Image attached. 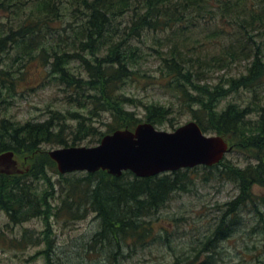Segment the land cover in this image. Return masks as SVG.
<instances>
[{
	"label": "trees",
	"instance_id": "16d2710c",
	"mask_svg": "<svg viewBox=\"0 0 264 264\" xmlns=\"http://www.w3.org/2000/svg\"><path fill=\"white\" fill-rule=\"evenodd\" d=\"M115 1L0 0V105L7 102L4 93H16L18 88L25 86L31 67L38 65L64 89L68 103H83L81 106H88L92 117L108 113L110 119L107 129L99 132L91 124L89 127L86 114L73 112L56 113L41 122L19 123L0 117V154L14 151L18 157L26 158L29 165L24 175H0V208L17 223L53 212L47 198L51 194L46 195L44 189L48 185L46 170L54 162L47 153L39 152L43 143L74 146L83 139L82 129L83 134L99 135L95 143L117 129L132 130L142 119L130 107L139 105L145 108L144 121L154 125L168 121L170 108L152 102L142 104L139 98L121 92L132 82L149 83L160 79V87L181 97L179 99L203 132L221 135L234 150L252 156V162L245 167H238L226 159L213 167H202L238 189L236 197L226 203L224 213L234 212L236 205L246 203L256 205L253 210H257L258 205L264 203V197L254 193L255 187H264V54L261 52L264 44L255 43L253 39L264 36V0H210L207 6L203 0H145L146 11L137 14L130 23V32L137 36L141 28L163 29L180 21L183 17L180 9L185 3L192 4L208 20L213 14L234 23L233 30L224 28L219 33L229 36L231 45L226 55L210 58L198 66L195 63L201 58L200 54L187 59L180 44L170 46L167 52L156 51L161 54L158 77L142 73L141 68L134 66L140 52L137 47L122 52L121 42L110 43L108 53L102 54L103 40L107 42L105 36L113 35L112 19L128 11L133 0ZM166 1H170L174 17L167 14L171 9L163 10ZM82 7L87 12L80 10ZM240 44L241 49L248 44L252 46L247 54L249 57L242 58L250 60L246 71L226 78L220 86H208L204 81L207 68H221L226 62L224 57H232L234 48ZM232 58L235 62L241 61L240 57ZM73 61L81 67L78 72L72 70ZM189 61L186 70L184 65ZM241 91L251 95L248 104L231 101L224 108L220 107V101L228 93ZM69 120L74 121L75 132L70 128L63 130ZM100 124L103 125L102 121ZM193 172V169L180 170L148 178H137L130 172L123 173L120 178L103 171L80 177L71 175L59 185L62 199L57 214L76 217L85 211L97 213L102 226L94 240L98 239L99 245L104 243L121 254L154 242L169 245L166 237L157 235L163 226H154L153 217L175 192L191 190ZM32 178L42 179L43 186H34L30 182ZM223 233L217 239L206 235L191 250L211 251L209 246L227 234ZM92 248L89 249L94 252ZM46 256V264H53L48 253ZM193 259L195 256L177 258V263ZM111 261L121 264L114 257Z\"/></svg>",
	"mask_w": 264,
	"mask_h": 264
},
{
	"label": "rangeland",
	"instance_id": "374dc122",
	"mask_svg": "<svg viewBox=\"0 0 264 264\" xmlns=\"http://www.w3.org/2000/svg\"><path fill=\"white\" fill-rule=\"evenodd\" d=\"M203 1L204 6L210 2V0ZM130 4L128 11L112 19L113 35L105 36L108 43L103 40L102 54L108 53L110 43L121 42L122 52L137 47L140 52L135 57L134 66L141 68L142 73L158 77L161 54L159 55L156 51L167 52L170 46L180 44L187 59H193L194 55L199 53L201 58L195 63V66H198L210 58L220 57L223 53L226 55L227 49L231 45L229 36L219 33L224 28L233 30L234 23L228 19L214 17L213 14L209 15L212 18L208 20L204 13H198L190 3H185L181 7L180 15L183 17L180 21H174L170 27H163V29L145 27L139 31V37L135 36L130 32V23L137 14L144 13L147 6L145 0H133ZM163 8V10L171 9L167 14L174 17L175 14L170 1H166ZM80 10L85 11L83 7ZM67 21L70 22V19ZM253 42L264 44V36L254 37ZM251 48L252 46L248 44L241 49L240 44L234 48L233 52L235 53L232 57H240L241 61L235 62L232 57H224L226 62L222 63L221 68L218 66L212 69L207 68L204 75L206 84L208 86H220L226 78L244 73L250 60L246 61L242 58L250 54ZM261 52L264 54V47L261 48ZM172 57L175 58L176 56ZM190 63L191 61L184 65L186 70H188ZM71 66L75 72L81 69V67H77V61H73ZM158 81L160 79H153V81H148L149 83L132 82L121 92L139 98L142 104L152 102L170 108L171 113L166 119L168 121L157 125L158 130L171 131L191 121L192 116L179 99L181 97L178 98L162 89ZM202 83L204 82L202 81ZM63 90L53 78L46 75L41 66H32L25 86L18 88L16 93H4L7 102L4 101L0 105V108L3 109L0 111V117H6L19 123L28 120L41 122L56 113L66 115L67 112H73L80 115L86 114L89 127L91 124L99 132H104L107 129V125L110 124L108 113H101L92 117L89 115L88 106H85L86 108L81 106L83 103L81 105L68 103L67 93ZM251 98V95L245 91L238 94L228 93L219 105L224 108L231 101L246 105ZM132 110L144 121L145 109L142 105L134 107ZM100 121L103 125L100 124ZM73 122V120L66 121L63 130L70 128L75 132L76 127ZM83 132L82 129L80 135L83 139L76 142L75 146L90 147L94 145L99 135H86ZM58 147L60 146L43 143L39 152L48 153ZM251 157L249 154L236 152V150L225 156L226 160L238 167H245L252 162ZM22 158L15 157L18 168L26 173L29 165L26 158ZM193 171L191 173L193 179L191 190L175 192L153 217L154 226H163L157 231V235L166 237L169 245L154 242L142 249L126 251L121 254L119 250L110 248L104 243L99 245L98 239L94 240L102 226L101 218L98 217L97 213L85 211L76 217L70 214H57L62 199L60 183L66 177L69 178L71 175L80 177L83 173L61 176L54 163L53 166H48L46 170L48 177L46 183L48 185L44 189L47 190L46 195L51 194L47 198L52 213L49 211L45 216L38 215L30 217L27 221L17 223L11 220L8 214L0 208V264H46L47 253L53 264H114L115 261H111L113 257L116 261L118 259L121 264H177V258L189 255L190 249L196 246L208 231V235H214L213 232L220 225L219 230L224 233L229 230L233 212L224 213L227 207L226 203L238 194V189L230 181H223L203 169H194ZM30 182L36 187L41 188L43 186L42 179L32 178ZM49 183H52L51 187H49ZM254 192L257 195H263L264 189L256 187ZM258 209L263 212L261 217H258V213L253 210L251 211L252 214L246 216L248 224H246L245 236L242 234L239 237H230L227 241L218 239L219 242L215 244L216 247L214 244L209 246L213 250L214 256L209 259V262H214V264H264V206L260 205ZM67 217L70 218L67 220ZM48 242L51 243L47 245ZM89 248L95 249V253L91 252ZM172 256L178 257L173 258ZM204 258L206 257L204 256ZM199 260L202 258L178 264H195Z\"/></svg>",
	"mask_w": 264,
	"mask_h": 264
},
{
	"label": "water",
	"instance_id": "95a60500",
	"mask_svg": "<svg viewBox=\"0 0 264 264\" xmlns=\"http://www.w3.org/2000/svg\"><path fill=\"white\" fill-rule=\"evenodd\" d=\"M217 135L206 136L194 121L172 132L156 130L152 124H139L134 131L116 130L105 135L94 147H63L48 152L60 174L99 170L119 177L131 171L147 178L182 168L218 163L229 151ZM22 173L14 153L0 154V174Z\"/></svg>",
	"mask_w": 264,
	"mask_h": 264
},
{
	"label": "flooded vegetation",
	"instance_id": "af4514ba",
	"mask_svg": "<svg viewBox=\"0 0 264 264\" xmlns=\"http://www.w3.org/2000/svg\"><path fill=\"white\" fill-rule=\"evenodd\" d=\"M251 211L252 209H251L250 203L236 205L235 211L231 214L232 219L230 218L229 230L227 228L228 231H226L227 232L226 236L223 233L224 237L221 239V241H227L230 239V237H236V236L239 237L242 234L245 236L246 235V224H248L246 216L250 215ZM219 229L220 228L218 227L213 232L214 235H212V237L217 239L218 235H221L222 231ZM190 253L191 255L196 256V259L202 258V260H199L198 262H196L197 264H214V262L205 263V260H203L204 256H208V257L213 256L211 252H190Z\"/></svg>",
	"mask_w": 264,
	"mask_h": 264
},
{
	"label": "bare ground",
	"instance_id": "6f19581e",
	"mask_svg": "<svg viewBox=\"0 0 264 264\" xmlns=\"http://www.w3.org/2000/svg\"><path fill=\"white\" fill-rule=\"evenodd\" d=\"M118 27V26H117ZM139 29V28H138ZM142 29V28H141ZM140 29V30H141ZM147 30V29H146ZM253 31V30H252ZM142 32H143V30H142ZM145 32V31H144ZM121 33V32H120ZM120 35V34H119ZM121 35H122V33H121ZM125 35V34H124ZM137 35V34H136ZM135 35V36H136ZM131 36V35H130ZM128 37V36H127ZM139 37V36H138ZM140 37H141V35H140ZM128 40V39H127ZM174 40H175V38H174ZM177 40H179V39H177ZM176 42V41H175ZM32 217H34V216H32ZM219 227V226H218ZM223 232V231H222ZM93 236V235H92ZM219 236H221V235H219ZM211 237H212V235H211ZM90 241H91V239H90ZM92 241H94V240H92ZM87 246V245H86ZM90 246H92V245H90ZM99 246V245H98ZM100 247V246H99ZM99 250H101V249H99Z\"/></svg>",
	"mask_w": 264,
	"mask_h": 264
}]
</instances>
